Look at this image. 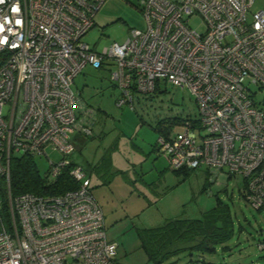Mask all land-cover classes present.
Masks as SVG:
<instances>
[{
	"label": "built area",
	"instance_id": "2783aa9c",
	"mask_svg": "<svg viewBox=\"0 0 264 264\" xmlns=\"http://www.w3.org/2000/svg\"><path fill=\"white\" fill-rule=\"evenodd\" d=\"M105 1L0 3V177L10 223L1 199L0 264H118L85 167H71L79 187L64 194L11 192L13 156L46 157L53 180L74 162L75 136L93 134L95 109L72 87L87 66L110 70L120 107L162 83L188 89L199 115L183 119L177 136L173 126L161 133V152L173 168H202L213 182L242 175L245 197L264 215V6L141 0L146 27L98 51L84 37ZM195 16L204 30L190 25Z\"/></svg>",
	"mask_w": 264,
	"mask_h": 264
},
{
	"label": "rangeland",
	"instance_id": "374dc122",
	"mask_svg": "<svg viewBox=\"0 0 264 264\" xmlns=\"http://www.w3.org/2000/svg\"><path fill=\"white\" fill-rule=\"evenodd\" d=\"M140 3L106 0L84 40L98 51L125 42L132 28L146 27ZM263 6L264 0H255L251 12ZM190 25L205 29L200 16L191 18ZM110 73L106 68L87 66L74 80L75 92L96 110L97 124L92 135L82 136L86 143L72 158L91 175L92 191L106 216L108 237L118 244L119 263L154 264L140 248L138 229L162 224L166 213L198 217L221 198L229 204L234 219L232 238L214 253L189 256L185 252L171 264H264V249L258 246L263 239L264 215L243 196L244 177L220 176L213 182L202 168L178 176L167 169L166 158L157 150L161 129L168 132L174 122L172 136H177L183 132V119L198 117V103L191 92L166 82L154 92L135 94L132 104L120 107L117 100L121 91ZM51 156L60 158L58 152H51ZM35 161L45 175L49 160L35 156ZM1 199H5L2 189ZM2 215L9 227L8 213L2 211Z\"/></svg>",
	"mask_w": 264,
	"mask_h": 264
},
{
	"label": "trees",
	"instance_id": "16d2710c",
	"mask_svg": "<svg viewBox=\"0 0 264 264\" xmlns=\"http://www.w3.org/2000/svg\"><path fill=\"white\" fill-rule=\"evenodd\" d=\"M173 124L174 122L170 123L169 128ZM161 133H164L162 129ZM76 164L78 163L72 162V165L63 169L56 179L50 180L48 171L45 175L39 171L34 156L28 154L15 155L11 160L12 195L18 196L24 193L60 195L74 190L79 187V182L70 174V169ZM192 170L194 169H175L179 176H181V172L188 175ZM5 185V178L0 177V189L5 193L3 201L6 211ZM205 188H208V185ZM243 196H245L244 191ZM233 234L234 219L230 206L221 198H218L213 208L203 211L198 217H172L167 218L158 226L138 229L140 248L148 260L154 264H171L176 262L173 259L185 252L189 256H193L195 253L201 255L214 253L218 246L232 238ZM118 264L120 263L118 262Z\"/></svg>",
	"mask_w": 264,
	"mask_h": 264
},
{
	"label": "crops",
	"instance_id": "0c3cea01",
	"mask_svg": "<svg viewBox=\"0 0 264 264\" xmlns=\"http://www.w3.org/2000/svg\"><path fill=\"white\" fill-rule=\"evenodd\" d=\"M94 118H95V120H94V122L96 121V110H95V114H94ZM94 124H97V123H94ZM94 126H96V125H93V128H94ZM83 135H79V134H77L76 136H75V139H76V145H77V150H79V149H81V146L83 145V144H85L86 143V139H84L83 137H82ZM85 136V135H84ZM87 137V136H86ZM158 152L160 153V154H162L165 158H166V160H167V164L169 165V167L167 168V169H171L174 173L176 172L175 171V169L171 166V164H170V161H169V159H168V157L165 155V154H163L162 152H161V150H160V148H159V145H158ZM75 162H77L76 160H74ZM78 163V162H77ZM123 171V170H122ZM87 173H88V171H87ZM119 173H121V170L119 171ZM121 174H123V173H121ZM177 174V173H176ZM89 175V174H88ZM178 175V174H177ZM91 176V175H90ZM89 176V177H90ZM179 176V175H178ZM91 178V177H90ZM91 186H92V179H91ZM150 205H152L151 203H150ZM146 208H149V204H147V206H146ZM146 208H145V210H146ZM106 217V216H105ZM163 217H165L166 219L167 218H172L173 216H168V214L166 213V214H164V216ZM177 217V216H176ZM115 242V241H114ZM131 249V248H130ZM130 254V253H129ZM146 255V254H145ZM146 258H147V256H146ZM148 259V258H147ZM118 262H119V260H118Z\"/></svg>",
	"mask_w": 264,
	"mask_h": 264
},
{
	"label": "clouds",
	"instance_id": "9594fccd",
	"mask_svg": "<svg viewBox=\"0 0 264 264\" xmlns=\"http://www.w3.org/2000/svg\"><path fill=\"white\" fill-rule=\"evenodd\" d=\"M0 3H3V0H0ZM13 11H18V8H13ZM257 27H259V25H257Z\"/></svg>",
	"mask_w": 264,
	"mask_h": 264
}]
</instances>
